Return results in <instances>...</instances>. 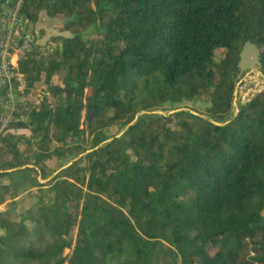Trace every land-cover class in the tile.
Returning <instances> with one entry per match:
<instances>
[{"label": "trees", "instance_id": "obj_1", "mask_svg": "<svg viewBox=\"0 0 264 264\" xmlns=\"http://www.w3.org/2000/svg\"><path fill=\"white\" fill-rule=\"evenodd\" d=\"M25 8L71 36L19 63L49 96L0 137V180L34 170L49 198L19 222L0 212V264H264V90L235 106L246 44L264 75V0ZM188 102L208 107L155 113Z\"/></svg>", "mask_w": 264, "mask_h": 264}, {"label": "rangeland", "instance_id": "obj_2", "mask_svg": "<svg viewBox=\"0 0 264 264\" xmlns=\"http://www.w3.org/2000/svg\"><path fill=\"white\" fill-rule=\"evenodd\" d=\"M64 21L62 18H50L42 13L40 19L35 24L37 42L42 46L46 45L51 38L55 36H71L68 31H63ZM224 50L217 51V60H221ZM242 77L239 81L235 97V106L254 94L264 90V75L259 71V49L256 45L248 43L245 45L241 59ZM54 83H58L54 78ZM208 104L202 102H188L177 105L175 107L168 106L165 110L156 111L159 115H171L178 110H199L205 111ZM87 125L86 111L83 113V127ZM119 127H111L107 130L109 136H114L123 132ZM18 134H29L28 130L18 131ZM69 143H76V137H70ZM36 180L46 183L42 177L34 170L27 174H14L0 180V212L14 222L21 221L24 216L33 208V206L41 199L47 200L48 187H40L36 185ZM76 238V231L73 239ZM72 249H67L65 254H70Z\"/></svg>", "mask_w": 264, "mask_h": 264}, {"label": "built area", "instance_id": "obj_3", "mask_svg": "<svg viewBox=\"0 0 264 264\" xmlns=\"http://www.w3.org/2000/svg\"><path fill=\"white\" fill-rule=\"evenodd\" d=\"M25 4L26 0H0V137L12 124L28 120L22 105L31 102L37 107L49 96L45 85L26 92L19 70L20 61L38 43Z\"/></svg>", "mask_w": 264, "mask_h": 264}, {"label": "water", "instance_id": "obj_4", "mask_svg": "<svg viewBox=\"0 0 264 264\" xmlns=\"http://www.w3.org/2000/svg\"><path fill=\"white\" fill-rule=\"evenodd\" d=\"M235 97H236V93H235ZM178 111H180V110H178ZM133 124V123H132ZM132 124H130L128 127H130ZM125 133V130L123 131V132H121L119 135H118V137H120V136H122L123 134ZM113 140V138L110 140V141H112ZM70 165V164H69ZM68 166V165H67ZM67 166H65V167H67ZM59 172V171H58ZM57 172V173H58Z\"/></svg>", "mask_w": 264, "mask_h": 264}]
</instances>
